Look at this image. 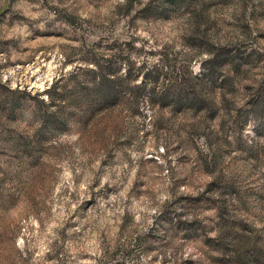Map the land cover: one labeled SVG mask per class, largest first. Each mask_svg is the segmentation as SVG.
Listing matches in <instances>:
<instances>
[{"label":"rangeland","instance_id":"rangeland-1","mask_svg":"<svg viewBox=\"0 0 264 264\" xmlns=\"http://www.w3.org/2000/svg\"><path fill=\"white\" fill-rule=\"evenodd\" d=\"M0 264H264V0H0Z\"/></svg>","mask_w":264,"mask_h":264}]
</instances>
